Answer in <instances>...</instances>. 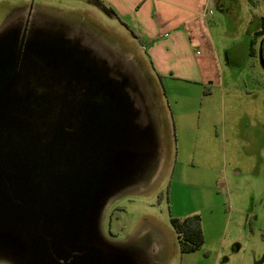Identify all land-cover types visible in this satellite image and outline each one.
Wrapping results in <instances>:
<instances>
[{
  "label": "rangeland",
  "instance_id": "374dc122",
  "mask_svg": "<svg viewBox=\"0 0 264 264\" xmlns=\"http://www.w3.org/2000/svg\"><path fill=\"white\" fill-rule=\"evenodd\" d=\"M28 1L79 14L67 18L95 29L118 59L128 56L125 63L155 93L162 111L166 130L161 166L145 189L121 193L109 202L101 219L106 237L115 241L147 237V241L152 235V242L160 246L154 264H264L260 42L255 55L240 56L247 44L245 31L256 29L257 16L264 14V0H223L224 11L211 7L209 28H201L198 19L186 23L195 28L190 31L196 36L190 51L202 73L201 82L168 76L158 80L149 55L121 18L99 8L95 0H0V23L12 7ZM208 37L216 55L206 46ZM50 135L54 137L53 132ZM192 214L200 217L204 242L195 251L181 253L170 218Z\"/></svg>",
  "mask_w": 264,
  "mask_h": 264
},
{
  "label": "water",
  "instance_id": "95a60500",
  "mask_svg": "<svg viewBox=\"0 0 264 264\" xmlns=\"http://www.w3.org/2000/svg\"><path fill=\"white\" fill-rule=\"evenodd\" d=\"M25 10L24 4L12 7L0 23V79L7 84L17 80L34 63L28 54L42 53L56 57L61 66L67 65L66 70L76 62L90 68L115 97L109 124L97 127L95 136H77L78 146L90 156L65 159L70 169L86 177L80 194L84 202L81 222L75 234L77 243L93 251L90 259L70 264H154L160 246L152 242V235L147 241V237L143 241L111 240L102 231L101 219L111 200L145 189L161 166L166 127L155 93L125 63L128 56L118 59L112 45L95 29L67 18L79 14L34 5L24 22ZM258 56L264 68L261 43ZM0 264H45L43 254L31 247L26 229L1 212Z\"/></svg>",
  "mask_w": 264,
  "mask_h": 264
},
{
  "label": "trees",
  "instance_id": "16d2710c",
  "mask_svg": "<svg viewBox=\"0 0 264 264\" xmlns=\"http://www.w3.org/2000/svg\"><path fill=\"white\" fill-rule=\"evenodd\" d=\"M101 8L116 15L110 7ZM258 20L248 55H255L256 38L263 37L264 58V16ZM35 55L49 60L48 79L38 72L27 75L20 85L21 76L10 84L0 79V212L26 229L31 247L43 254L45 264H70L90 259L93 251L77 243L75 234L81 222L84 202L80 194L86 177L64 171L63 148L71 142L68 137L95 136L97 127L109 124L114 117L115 97L90 68L76 62L66 70L67 65L61 66L56 57ZM155 76L160 80L158 74ZM16 86L22 87L19 92L23 95H15ZM58 121H62L61 126H57ZM50 132L60 138L50 149L61 156L52 160L54 173L45 172L43 159V148L51 141L41 139ZM71 148L74 146H69L66 155L72 153ZM170 223L181 253L203 245L198 214L171 217Z\"/></svg>",
  "mask_w": 264,
  "mask_h": 264
},
{
  "label": "crops",
  "instance_id": "0c3cea01",
  "mask_svg": "<svg viewBox=\"0 0 264 264\" xmlns=\"http://www.w3.org/2000/svg\"><path fill=\"white\" fill-rule=\"evenodd\" d=\"M96 1L99 8L110 7L121 18L131 31L139 48L149 55L154 74L191 82L203 81L197 60H194L190 51L192 39H196V36H191L190 31H194L195 28L187 27L186 23L198 19L201 28H209L212 24V14L207 10L210 11L214 5L220 11H224L226 3L223 0ZM251 3L253 4V1ZM240 14L241 12L237 10V33H239L238 25L241 22ZM261 16L264 14H259L257 19ZM254 29L250 32L245 31L247 44H244L245 50L240 56H248V41L252 38V33L256 30ZM262 39L263 37H257L254 47L261 43ZM206 46L216 55L214 50L216 46L211 37H208ZM225 54L228 58L227 65H230L231 55L227 56V52Z\"/></svg>",
  "mask_w": 264,
  "mask_h": 264
},
{
  "label": "flooded vegetation",
  "instance_id": "af4514ba",
  "mask_svg": "<svg viewBox=\"0 0 264 264\" xmlns=\"http://www.w3.org/2000/svg\"><path fill=\"white\" fill-rule=\"evenodd\" d=\"M23 4L25 5V9H26L25 12L23 13V21L25 22L28 19V15L30 14V8L34 7V4H33L32 1L31 2L28 1L27 3H23ZM28 59H33L34 60V63L28 67V69H27V71L25 73L21 74V77H20L21 82H19V85L23 83L22 80L25 81V78H26L27 75H30L32 73L35 75L36 72L40 73L41 77L44 78V80L48 79V77H49V71H48V69L50 67L48 65L49 60L47 58H45V56H43V58H41V60H40V56L39 57L36 56V55L33 56L32 54H28ZM13 89H14L15 95H19V96L20 95H23V94H20V92H19V90H18L17 87L16 88H13ZM23 91L26 94L25 88H24ZM32 91H34V89H32ZM61 124H62V121H60V122L58 121L57 122V126H61ZM50 136L51 135H49L48 137H45V138H41L44 141L49 140V139L51 141L50 144H47L43 148V155H44V158L43 159H44V162L46 163V166H47V169L45 170V172L46 171H52L54 173V166H53V161L52 160H56L57 161L58 159H56V158H59L60 155H57L56 153L50 152V149L52 147V144L55 143V141L58 140V139H60V138H59V136L58 137H50ZM68 138L71 139V142L68 140ZM68 138H67V140L70 143H69L68 147L65 146L63 148L65 150H64V153L62 152L63 155H62V153H61V155H62V158L64 159V161L61 162V164L67 168V169L63 168L65 172H68V169H69L75 175H81L82 174L81 172H79L77 170L70 169L68 167V165L66 164L65 159H66L67 156H71V155L74 156V159H79L81 156H84L83 153H82V150H85V149L83 147H79L78 146L79 144L77 142V137H75V138L68 137ZM70 145H73L75 149L74 148H71V152L72 153L70 155L69 154L66 155L65 153L66 152L68 153V148H69ZM75 145H77V146L75 147ZM44 149H46L47 151L44 150ZM90 149H91L92 153L96 152L95 146L90 147ZM84 153H86V156L89 155V153H87V152H84ZM20 155H22V154H20ZM56 161L54 163H56ZM50 162H51V165H50ZM83 174L86 175L88 173L87 172H83Z\"/></svg>",
  "mask_w": 264,
  "mask_h": 264
},
{
  "label": "built area",
  "instance_id": "2783aa9c",
  "mask_svg": "<svg viewBox=\"0 0 264 264\" xmlns=\"http://www.w3.org/2000/svg\"><path fill=\"white\" fill-rule=\"evenodd\" d=\"M207 12H210V11H207Z\"/></svg>",
  "mask_w": 264,
  "mask_h": 264
}]
</instances>
